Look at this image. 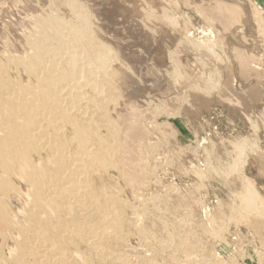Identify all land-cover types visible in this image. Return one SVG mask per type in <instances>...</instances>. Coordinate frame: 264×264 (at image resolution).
Listing matches in <instances>:
<instances>
[{"label":"rangeland","instance_id":"1","mask_svg":"<svg viewBox=\"0 0 264 264\" xmlns=\"http://www.w3.org/2000/svg\"><path fill=\"white\" fill-rule=\"evenodd\" d=\"M71 1L136 78L108 106L122 148L101 179L124 203V241L94 264H264V0H0V59L23 52L36 18L73 21Z\"/></svg>","mask_w":264,"mask_h":264},{"label":"bare ground","instance_id":"2","mask_svg":"<svg viewBox=\"0 0 264 264\" xmlns=\"http://www.w3.org/2000/svg\"><path fill=\"white\" fill-rule=\"evenodd\" d=\"M69 8L73 21L36 18L23 52L0 59V264H73L78 257L94 264V256L108 259L106 242L123 240L124 203L101 179L122 148L123 129L108 106L135 82V70H114L94 15L77 2ZM102 195L114 209L106 225L97 218ZM256 195L248 186L244 203L254 204ZM5 243L12 244L9 255ZM82 246L91 255L83 256Z\"/></svg>","mask_w":264,"mask_h":264}]
</instances>
